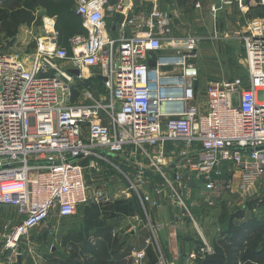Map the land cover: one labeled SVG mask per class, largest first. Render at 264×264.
Segmentation results:
<instances>
[{"label":"built area","instance_id":"1","mask_svg":"<svg viewBox=\"0 0 264 264\" xmlns=\"http://www.w3.org/2000/svg\"><path fill=\"white\" fill-rule=\"evenodd\" d=\"M73 1L86 31L69 39L71 51L59 43L56 21L48 18L35 45L28 39L13 52H0V206L14 207L19 216L0 231V264L10 258L20 263L22 240L43 223L110 200L106 188L90 189L89 171L123 172L133 158L154 162L156 148L168 143L182 142L185 164L179 161L177 169L188 168L207 191L222 185L248 195L264 175L263 17L252 18L243 35L246 75L210 82L204 109L197 102L194 63L199 40L171 35L175 12L161 9L162 0H146L151 7L141 12L123 0ZM108 14L123 16L119 38L108 31ZM91 69L106 78L108 96L86 92L89 103L74 101L78 80ZM223 164L239 171L237 183L234 177L223 180ZM136 169L142 178L145 167ZM125 178L129 190L139 192L136 180ZM182 179L177 170L173 181ZM198 231L199 253H213ZM154 241L156 264H172L155 235ZM136 254L147 257L145 250Z\"/></svg>","mask_w":264,"mask_h":264},{"label":"rangeland","instance_id":"2","mask_svg":"<svg viewBox=\"0 0 264 264\" xmlns=\"http://www.w3.org/2000/svg\"><path fill=\"white\" fill-rule=\"evenodd\" d=\"M113 1L120 2L121 0ZM170 1L171 0H167L166 3L169 4ZM195 1H197L196 4L200 1L201 7L197 6V4V7L194 6L193 8L192 3H190L188 6L182 8L184 12L181 16V24L179 22L174 24V33L177 30L178 33H182L180 37L191 35L193 38H197L199 40L198 47L200 52L198 50L194 63L197 66L199 62L201 65H204L202 73L205 72V74H208L207 78L217 79L220 77H244L245 70L242 64V57L244 54L243 44L240 36L235 34L240 31L238 23L243 24V16H240L241 13H239L237 9L238 7L236 8L235 5L232 6L233 4H226L223 0ZM260 1L261 0H244L243 5L250 8L244 22H246L247 19L251 20L254 17L264 15V7H262ZM217 3L220 4L218 8ZM74 7L73 0H0V52H13L14 50L20 48L22 46L21 43H24V41L26 42L28 39L33 41L32 45H35L34 38L37 33H40L43 30L48 18L56 17V29L62 36L63 33H65L66 36L64 37L68 38V36L74 34L75 32L84 31L79 24L80 20L74 18ZM142 8L143 6L141 5L139 9ZM58 14L59 16L57 18L56 15ZM64 17H69L70 21L68 20L66 23H61ZM222 33L224 35L220 36ZM226 39L228 44L223 46L224 43H222L221 40L225 41ZM213 40L214 43L212 44V47L205 44L206 42L211 43ZM82 83L83 84L81 86H87L94 92V94H104L105 90L98 82L87 81ZM206 84L207 81H205L203 86L201 81V88L204 89ZM180 143L182 144V142ZM180 143L178 142L177 145H180ZM169 145L172 144L169 143ZM169 147V149L173 148L172 146ZM165 166L167 168L169 164L166 162ZM167 170H170V166ZM182 170V183H177L175 188L184 204H186L190 209L192 204L193 210V207H195L197 203L203 205L201 202L202 198L200 196L204 193V191L202 190V193L196 191L194 192L193 188H198V183L201 182L197 181L193 173H191L188 168L184 167ZM118 171L120 170L117 168H109L107 170L102 169L100 172L89 171L87 182L90 184V189L94 190L95 188L104 187L107 189L109 194L120 195L119 191L110 190L111 185L117 187V184L121 183V180H125L126 182L128 181L124 177L121 179L119 177L121 176V173ZM186 184L189 185V188L191 189L188 192ZM167 188H169L172 198L178 203L180 199L175 195L174 190L170 188V186H167ZM218 193H220L219 195L223 194L221 197L227 199L223 200L222 205L226 204L225 208L228 210L230 215L231 212L235 213L237 209H240V206H243L246 211V218H251L253 216L257 217V219H260V223L264 226V175L255 181L251 188V192H249L248 195L231 193L222 185L219 187V190L216 191V197H218ZM176 206L180 207V205ZM182 207V211L184 212V206ZM12 210L13 207L4 205L0 206L1 232L4 230L5 220L9 215L12 216ZM192 214L197 218V213L195 214V211H192ZM84 215V209H81L78 211V214L73 217L66 219L52 218V222L43 223L36 230H34L29 237L22 240V260L20 263L14 262L13 264H67L69 261L68 258H71L72 255H76L78 254V251H81L82 244L96 243L94 240L96 231H87ZM182 217L186 220L187 226H189L183 229V237L193 236L195 238V236H197L199 238V225H196L195 221L190 219L188 215H182ZM199 217L200 216H198V220L201 222L199 223L202 227L201 229L208 232L211 242V235L213 236L211 230L213 232V225H210V220L200 219ZM110 226L113 227V225ZM121 227H123V225H121ZM121 227L119 230L124 233L126 229L125 227ZM111 237L113 240L118 241L113 247H118L122 240L118 239L117 236L113 237L111 235ZM126 237L127 236L124 234L120 236L123 240L126 239ZM260 237L261 243L263 244L264 233ZM75 243H77V245ZM202 244L203 243L200 244L199 248L196 246L197 243L196 245H193V250H195V248L199 249L195 250L196 252L192 254L194 259L204 260L207 256L215 253L216 248L210 243L209 245L214 250L213 253L206 255L199 253L201 252L200 248ZM0 246H3L1 238ZM99 249H101V256L99 257L100 261L105 260L107 256L109 257L110 249L107 244L105 246L103 245L102 247H98V250ZM2 252L3 248L0 250V253ZM85 255L86 258L91 256L88 254ZM82 256L84 257V254H82ZM13 259L10 258V264H12Z\"/></svg>","mask_w":264,"mask_h":264},{"label":"crops","instance_id":"3","mask_svg":"<svg viewBox=\"0 0 264 264\" xmlns=\"http://www.w3.org/2000/svg\"><path fill=\"white\" fill-rule=\"evenodd\" d=\"M167 0H162L160 4V8L163 10H169L172 12H175V17L173 20V31H172V36L173 37H180L182 33H178L175 27L176 32L174 33V24L176 22L180 23L181 16L184 12L182 8L188 6L190 3H192V7L196 6L199 4L201 5L200 1L196 4L197 1L195 0H171L169 4L166 3ZM226 2V4H233L232 6L235 5V7L238 9L240 16H243V24L238 23L240 31L236 32L235 34L240 36L243 44V49H244V54L242 57V64H243V58L245 55V46H244V40H243V35L246 30V26L250 19L246 20L248 10L250 9L248 6H244L243 2L244 0H223ZM239 1L242 5L239 4ZM112 4L118 3L117 1H111ZM124 3L127 4L128 7H132L133 10H136L138 12L148 10L151 7V4L146 1V0H123ZM235 3V4H234ZM143 6L142 9H139L140 6ZM178 5V6H177ZM75 6V4H74ZM220 6L219 3H217V8ZM197 7V6H196ZM201 7V6H200ZM264 7V6H262ZM216 8V6H215ZM74 17L75 19H79L80 26L81 28L84 29V31L81 32H75L74 34L66 36L65 33H63V36L60 34L59 37V43L68 49V51H71V45L69 39L78 33H85V28L82 23L81 17L76 13L75 7H74ZM48 16V15H47ZM57 18L59 16L56 15ZM122 15L121 14H108L107 16V25H108V31L111 36L115 38H119L121 36V31L119 28V24L122 20ZM257 17H263L262 16H257ZM56 19V17H53ZM255 18V17H254ZM68 18L64 17L62 19L61 23H66L68 22ZM70 21V20H69ZM59 23V19H58ZM178 23V24H179ZM181 24V23H180ZM129 34H131V30L128 31ZM217 34V33H216ZM224 34L222 33L220 36H223ZM191 36V35H188ZM217 36V35H216ZM186 37V36H185ZM228 39V38H227ZM227 39L221 40L223 46L225 44H228ZM214 43V40L210 42H206L205 44L207 46L212 47V44ZM199 41L196 43V53L198 54V50L200 52V49L198 47ZM214 46V45H213ZM229 51V49H228ZM198 63V62H197ZM199 66V82H198V99L197 102L204 108V103H205V98H206V88L208 84L212 81H221L223 79H232V78H226V77H220L217 79H209L208 74L202 73V68H204V65L198 63ZM197 66V67H198ZM243 68L245 70V67L243 65ZM204 70V69H203ZM215 71V70H214ZM246 73V70H245ZM87 78L84 80H78L77 83V88L74 89L73 91V100L77 102H86L89 103L88 99L86 98L85 93L86 92H94L88 88L87 86H81L83 83L82 82H87V81H96L99 84H101L104 88V94H94L96 98H100L101 96L107 97V91L104 87L103 84V79L100 78L101 75L98 70H93L91 69L87 73ZM246 75V74H245ZM237 77V76H236ZM202 81L203 86L205 84V81H207V84L205 88H201L200 82ZM83 87V88H81ZM205 109V108H204ZM172 144V143H171ZM172 146V149H169ZM185 149L183 144L180 145H169L166 144L163 149L156 148V154H154V162H150L148 159L146 161H140V159H135L133 158L132 160H129L127 165H124L122 167L123 172L120 170L118 171L121 173L119 176L121 179L122 177L125 178V175L128 174L130 178H133L136 180V184L138 186L139 192H136L134 190H129V182L125 180H121V183L117 184V187L111 185L110 190H115L119 191L120 195H112L109 194L111 201L115 199H120V198H129L132 196V194H136L142 203V209L143 213L142 215H134V216H128V217H116L108 221L109 225H113L111 229V234L113 237H118V239L122 240V242H125L124 247L122 250H125V260L126 264H150L149 263V257H148V249L151 247L153 250L155 248V241H154V235L156 236V239L158 243L160 244L161 248L166 254V259L171 262L172 264H201L203 260L200 259H194L192 257V254L195 253V250H198L195 248L193 250V245L197 243L196 246H200L202 243V239L197 236L195 238L193 236H186L183 237V229L187 226L186 220L182 217L188 215L190 219H193L196 223V225H199L200 229L202 228L199 223H201L198 220V216L201 219H207L208 221L210 220V225H213V232L211 230V233H213L212 241L210 242L208 232L204 229H201L203 232L204 237L206 240L210 243L213 244L215 247V243L218 241V237L223 233L224 229L227 228V225L229 222H233L234 224H243L245 220H248L246 218V211L243 206H240V209H237L235 213L231 212L228 213V210H226L225 205H222L223 200H227L223 197L222 195H219L216 197V191L219 190V188L207 191L203 185V183H198L199 187L198 188H193L194 192H200L203 190L204 193L200 196L202 198V204H198L193 207L192 210V204H191V209L187 207V205H181L179 202L177 203L173 198L171 193L169 192V188L167 186H170V188L173 189L174 186L177 185L176 182L173 181V177L175 172L178 170L180 173H182V169H177L176 164H174V161L181 155H183V150ZM160 151L162 154H160ZM183 160V159H182ZM180 161L179 163L185 164V161ZM166 162L170 166V170H167L169 166L166 168ZM139 163H141L145 167V174L142 178H138L136 173L137 169L139 167ZM111 169H114L113 167H110ZM222 170H223V180L229 181V179H232L234 177L235 183L238 182L239 180V171L235 169L232 165L228 164H223L222 165ZM185 172V171H184ZM234 175V176H233ZM127 179V178H126ZM169 181L171 184H169ZM187 192L191 190L189 188V185H187ZM229 191V190H227ZM113 192V191H111ZM188 194V193H186ZM239 194V193H236ZM112 195V196H111ZM234 195V194H231ZM149 196L150 200L146 201L143 203V199L141 197ZM237 196V195H236ZM239 196V195H238ZM219 198V199H218ZM223 198V199H222ZM156 201L157 204L154 203ZM220 201V202H219ZM218 203V206H217ZM195 204V203H194ZM241 204V203H240ZM239 204V205H240ZM176 205H180V207H177ZM182 206H184L185 211H182ZM82 209V208H81ZM192 211H195V214L197 215V218L192 214ZM241 215V216H239ZM18 213L17 210L13 207L12 210V216H8V218L5 221L12 220L15 221L17 219ZM193 217V218H191ZM215 218V219H214ZM251 218H257V217H251ZM214 219V220H213ZM123 225L125 227V232L123 233L120 231V227ZM125 225V226H124ZM205 225V224H204ZM121 227V228H123ZM194 227V225H193ZM192 228V227H191ZM124 234L126 235V239H121L120 236ZM100 238V237H99ZM128 238V239H127ZM216 248V247H215ZM140 250H145L147 253V257L141 259L139 256H137L136 252ZM136 251V252H135ZM264 264V263H263Z\"/></svg>","mask_w":264,"mask_h":264},{"label":"trees","instance_id":"4","mask_svg":"<svg viewBox=\"0 0 264 264\" xmlns=\"http://www.w3.org/2000/svg\"><path fill=\"white\" fill-rule=\"evenodd\" d=\"M67 18L70 20L69 17ZM82 209H84L87 231H96L94 235L96 243L82 244L81 251L72 255L73 258H68L67 264H126L124 257L127 253L122 250L125 242L121 241L118 247H113L118 241L112 239V226L108 224V221L116 217L144 214L140 198L136 194H132L129 198L109 200L99 204L89 203ZM263 233L264 226L257 218H248L243 224L238 225L229 222L215 243V253L207 256L201 264H263L264 243H261L260 237ZM75 244L77 245V243ZM106 244L110 249L109 257L100 261L101 249L98 250V247ZM85 254L91 256L86 258ZM148 257L150 264L157 263V254L151 247L148 249Z\"/></svg>","mask_w":264,"mask_h":264},{"label":"water","instance_id":"5","mask_svg":"<svg viewBox=\"0 0 264 264\" xmlns=\"http://www.w3.org/2000/svg\"><path fill=\"white\" fill-rule=\"evenodd\" d=\"M149 64L151 65V66H155V61L154 60H152V59H150L149 60ZM72 73H74V74H78V71L77 70H72L71 71ZM100 78H102L103 80H106V78L105 77H103V76H101ZM197 86V85H196ZM260 149H264V147H261ZM236 150H239V151H243L244 149L243 148H236ZM185 155L183 154V155H181V156H179L175 161H174V164H176V163H178L179 161H181L182 160V158L184 157ZM76 158H74V159H72V160H75ZM20 259V258H19Z\"/></svg>","mask_w":264,"mask_h":264}]
</instances>
